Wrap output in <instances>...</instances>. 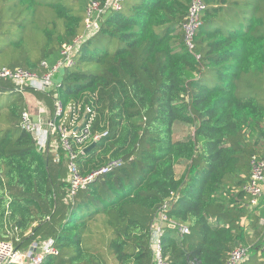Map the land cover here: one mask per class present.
<instances>
[{
  "label": "trees",
  "instance_id": "1",
  "mask_svg": "<svg viewBox=\"0 0 264 264\" xmlns=\"http://www.w3.org/2000/svg\"><path fill=\"white\" fill-rule=\"evenodd\" d=\"M94 1L106 0H0V71L42 76L86 34ZM191 2L125 0L46 93L0 80V242L54 240L59 255L43 264H153L152 226L174 194L169 217L191 234L166 231L170 264H227L239 246L243 264H264V212L243 191L252 157L264 159V0H204L192 51ZM26 93L97 111L93 131L109 136L79 156L82 175L122 166L69 197L60 142L39 151L21 127ZM179 126L192 131L177 138Z\"/></svg>",
  "mask_w": 264,
  "mask_h": 264
},
{
  "label": "built area",
  "instance_id": "2",
  "mask_svg": "<svg viewBox=\"0 0 264 264\" xmlns=\"http://www.w3.org/2000/svg\"><path fill=\"white\" fill-rule=\"evenodd\" d=\"M125 0H106L104 4L91 2L86 17V34L77 37L73 43L64 45L61 59L51 66L48 62H42L46 72L40 76L23 69L0 71V80L8 79L14 82L20 91L29 89L33 92L46 93L56 86L55 75L65 68L74 66V57L82 44L94 35L100 24L102 15L106 12L120 11ZM206 10L204 0H192L189 9L187 23L184 25L185 41L189 49L194 48V36L202 26V17ZM199 58V57H198ZM52 115H47L43 106L41 116L33 118L30 110L25 109L22 113L21 127L29 132L36 143L39 151H57L59 142L67 154L69 168V197L85 190L99 177L120 168L122 160H112L107 165L94 170L86 175L80 172L77 160L80 155H86V150L92 144H98L102 139L109 136L108 131L103 133L94 132L97 119V111L92 107L84 108L82 103H69L65 105L57 96L52 97ZM73 145L76 147L73 148ZM59 160V159H57ZM246 197L250 199L252 206L259 205L264 193V159L253 156L251 159V174L243 186ZM175 195L165 202L158 211L156 221L151 230V246L153 250V264H170L163 254L162 239L168 229L176 230L179 235H189L191 230L188 226L176 223L169 217ZM59 250L54 240L42 244L35 243L29 250L16 249L11 242H0V264H43L48 256H58ZM249 256V249L242 246L236 247L232 252L227 264H243Z\"/></svg>",
  "mask_w": 264,
  "mask_h": 264
},
{
  "label": "crops",
  "instance_id": "3",
  "mask_svg": "<svg viewBox=\"0 0 264 264\" xmlns=\"http://www.w3.org/2000/svg\"><path fill=\"white\" fill-rule=\"evenodd\" d=\"M25 97L27 99V104H28V108L27 109L31 111V113L33 114V118L34 119H37L38 117L46 118L45 114H43L41 116L40 110L43 107V103H45L47 105H49V103H47L46 101H43L42 103H40V101L36 97H34L33 94H30V93L29 94L26 93ZM52 106L53 105L51 104L49 109H48V111H47V115H52V112H53V107ZM244 177L245 176L243 175V178ZM261 197L262 198L260 199V202H259L260 214H262V212H264V193H263V195ZM245 222H246V220L243 219L242 224H244ZM261 224H264V218L262 219ZM262 253L264 255V244H262Z\"/></svg>",
  "mask_w": 264,
  "mask_h": 264
},
{
  "label": "rangeland",
  "instance_id": "4",
  "mask_svg": "<svg viewBox=\"0 0 264 264\" xmlns=\"http://www.w3.org/2000/svg\"><path fill=\"white\" fill-rule=\"evenodd\" d=\"M43 106L45 107L46 111H48L50 104L47 105L45 103H43ZM192 131V128L190 126H179L177 127V138H183L185 137L187 134H189ZM185 171V166H178L176 169V173L178 177H181L183 175ZM199 238H197L198 240Z\"/></svg>",
  "mask_w": 264,
  "mask_h": 264
},
{
  "label": "water",
  "instance_id": "5",
  "mask_svg": "<svg viewBox=\"0 0 264 264\" xmlns=\"http://www.w3.org/2000/svg\"><path fill=\"white\" fill-rule=\"evenodd\" d=\"M97 144H92L87 150H86V154L89 153L94 147H96Z\"/></svg>",
  "mask_w": 264,
  "mask_h": 264
}]
</instances>
